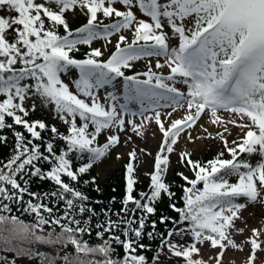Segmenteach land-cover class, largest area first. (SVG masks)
<instances>
[{"label": "snow or ice", "instance_id": "6c2138e0", "mask_svg": "<svg viewBox=\"0 0 264 264\" xmlns=\"http://www.w3.org/2000/svg\"><path fill=\"white\" fill-rule=\"evenodd\" d=\"M78 15L85 22L73 27ZM97 40L114 51L106 56L93 47ZM145 60L146 70L133 71ZM73 71L74 90L65 82ZM38 109L63 131L34 118ZM202 118L223 128L209 133L223 150L207 161L176 147L182 133L199 139L188 130ZM152 124L162 139L154 156L145 153L152 156L147 190L137 191L132 150L121 199L89 196L81 185L102 192L96 176L86 177L120 145L121 133L143 136ZM229 125L239 129L231 141ZM3 148L0 250L38 264H225L230 250L247 244L246 264H258L264 229H251L241 244L233 237L245 231L236 222L248 202L264 206V0H0ZM174 152L191 173H175L184 182L179 197L168 180ZM34 180L53 190L33 191Z\"/></svg>", "mask_w": 264, "mask_h": 264}, {"label": "rangeland", "instance_id": "374dc122", "mask_svg": "<svg viewBox=\"0 0 264 264\" xmlns=\"http://www.w3.org/2000/svg\"><path fill=\"white\" fill-rule=\"evenodd\" d=\"M83 18V16H76L72 19L71 22L77 21L79 19ZM113 39V44L115 43V37ZM113 44H108L104 40H97L94 41L93 47H99L102 49V51L105 52V55H108V53L113 50ZM153 65L155 64V58L152 60ZM161 63H163V59H161ZM147 61H139L136 64V70L135 71H141V66L146 65ZM160 71H163L164 74H168V70L162 69ZM75 71L71 73L70 78H65V81L69 83L70 87L73 88L74 86L71 84V80L75 79ZM178 87H181L183 89V85H178ZM103 91V90H101ZM40 110V109H38ZM46 110V109H45ZM47 115L49 116L50 120L53 122H59L58 120H54L52 118V114L47 111ZM183 115L182 111H178L176 113H173L172 119L180 118V116ZM227 116V114H225ZM200 125H204V127H207L208 131H204V127H201ZM229 128H231L233 135L228 136L229 141L232 139H236L235 133L239 131V129H236L229 125ZM191 132V135L193 138L199 137V139H195L194 142L189 141L187 139V133H182L181 137L178 140L177 144V150L184 149L186 151L192 152V157L194 156H204L205 153L213 151L216 152L221 147L223 148V145L219 138H212V136H215L217 131H223V128H218L216 125H211L210 122L206 123L205 120L202 118L196 126H194L193 129L188 130ZM209 133L212 134V136H209ZM227 136V133H225ZM131 136V140H127V137ZM162 139V134L158 131V128L156 125L152 124L147 127L146 130H144L143 136H138L132 132H125L121 133V143L118 145L110 154L108 158L102 163L101 167H95L96 171L100 174V178L102 180L106 179L110 175H118L119 168L122 166L123 161L128 157L127 153L136 150L138 154L137 158V165L141 171H151L152 170V156H148L145 153L151 152L154 156L158 148L160 146ZM127 141V142H126ZM143 149L144 151H141ZM121 154V159L116 160L115 154L116 153ZM227 155V154H226ZM179 159L178 155L174 152L171 155V168L168 174V179H171L173 177V166H176L178 170L184 171L185 174L191 176V173L186 168H182L180 164L177 162ZM259 159L258 156H254L251 159V162L255 164L257 160ZM241 202V201H240ZM242 221H237V227L239 228H245L244 233L242 234H236L233 238L236 240L238 244L243 243L250 235H251V229L253 228H261L264 229V206L260 205L259 203H253L248 202V206L242 210L241 212ZM264 238V237H262ZM249 246L247 244H244V250L238 251V250H230L226 254V262L225 264H246L248 253H249ZM202 253L205 260H208L209 255L211 254V250H208L207 248L202 249ZM260 261H264V255L258 254V264Z\"/></svg>", "mask_w": 264, "mask_h": 264}, {"label": "trees", "instance_id": "16d2710c", "mask_svg": "<svg viewBox=\"0 0 264 264\" xmlns=\"http://www.w3.org/2000/svg\"><path fill=\"white\" fill-rule=\"evenodd\" d=\"M83 22H85V17H83L77 21L71 22V23H72L73 27H78ZM105 22L107 23L108 21H105ZM87 50H88L87 46H81V52L82 53L87 51ZM112 51H114V48L108 54H110ZM77 55H79V54H77ZM135 70L136 69H134L133 71H135ZM144 70H146V65L141 66V71H144ZM75 74H76L75 78H77V73L75 72ZM128 74H131V73H128ZM33 116H34V118H43L46 122H49V123H55L58 126H60L61 130L63 131V126L60 124V122L51 121L49 116L47 115V112L45 109L38 110L36 113L33 114ZM99 139H100L101 143L105 142V136L104 135H102ZM221 150H223L222 147L219 150H217L216 152L210 151V152L205 153L204 156H194L192 158L198 159L201 161H207L208 159L214 158L218 154V152H220ZM8 151H9V149H7V148L0 149V158L6 157L8 154ZM137 158H138V154H137ZM225 158H230V157L226 155ZM242 158L247 159L248 157L245 154V156ZM127 162H128V157L125 159V161H123L122 166L119 168L120 173L118 175H110L104 180H102L100 178V174L96 171V169L94 167V169L90 172V174L86 178L90 179L91 176H96L97 177V183L102 188L101 193L95 192L94 186H92V185H81V187L85 191H87L88 195L91 196L94 200L97 198H101L104 200L105 203H107V201L111 197L115 196L117 201H119L123 195V192H124V172H125L124 165ZM135 163L137 166V175L139 178L138 184H137V191L147 190V185L149 183V177L146 176L145 173L151 172L152 170L151 171H141L137 165V161ZM173 171H174L173 177L171 179H168V180L174 182V190L177 192V196L179 197L182 195V191H181L179 186L182 185L184 182L178 176L175 175L176 172L180 171L177 169L176 166H173ZM232 179H233V181L235 180V178H232ZM31 187H32L33 191H38V192H45V191H52L53 190V185L47 181L34 180ZM113 189H115V191H113ZM240 201L243 202V199H241ZM240 201H238V202H240ZM116 206L119 207V204H117ZM97 207H99V206H97ZM161 211H164L170 215H175V213H171L166 208V204H164V203L161 204ZM17 214L20 215L22 219H25L26 222H31V220H32V218L27 216L26 214H23V213H17ZM149 243L152 245V248L155 250L157 247L156 242L149 241ZM35 247L38 248L39 251L45 252V253L50 254V255H55V253L57 251V248H55L51 245H35ZM71 250H72L71 248L66 249V251H71ZM152 254H153L152 252L148 253L149 256H151ZM0 256H6L9 261H11L12 259H16L17 264H38V259L17 257L14 252H7V251L0 250ZM0 264H3V262L0 261Z\"/></svg>", "mask_w": 264, "mask_h": 264}]
</instances>
